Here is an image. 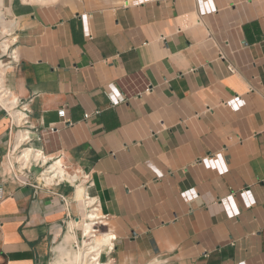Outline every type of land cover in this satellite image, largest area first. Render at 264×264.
<instances>
[{
	"label": "crops",
	"instance_id": "0c3cea01",
	"mask_svg": "<svg viewBox=\"0 0 264 264\" xmlns=\"http://www.w3.org/2000/svg\"><path fill=\"white\" fill-rule=\"evenodd\" d=\"M93 238L264 264V0H0V264Z\"/></svg>",
	"mask_w": 264,
	"mask_h": 264
},
{
	"label": "bare ground",
	"instance_id": "6f19581e",
	"mask_svg": "<svg viewBox=\"0 0 264 264\" xmlns=\"http://www.w3.org/2000/svg\"><path fill=\"white\" fill-rule=\"evenodd\" d=\"M47 156V155H46ZM11 166V165H10ZM72 172V171H71ZM71 174V173H70ZM86 191V190H85ZM84 194V193H83ZM92 228L90 224H87L84 230V235L89 236L91 234ZM96 238L90 239V240H84L83 245L86 247L83 251L75 255V262H79L80 264H85L87 262V259L89 258L91 260V257H95V254H92L95 249L100 245L99 242H94ZM98 249V248H97ZM104 259V258H103ZM102 259V260H103ZM88 264H99L98 261H95L92 263L91 261L88 262Z\"/></svg>",
	"mask_w": 264,
	"mask_h": 264
},
{
	"label": "built area",
	"instance_id": "2783aa9c",
	"mask_svg": "<svg viewBox=\"0 0 264 264\" xmlns=\"http://www.w3.org/2000/svg\"><path fill=\"white\" fill-rule=\"evenodd\" d=\"M228 70H229L230 72H233V71H234V68L229 66V67H228ZM22 112L25 114L24 117H27V115H26V113L28 112L27 107H23ZM88 116H89V115H87V117H88ZM25 122H27L26 119H25Z\"/></svg>",
	"mask_w": 264,
	"mask_h": 264
},
{
	"label": "rangeland",
	"instance_id": "374dc122",
	"mask_svg": "<svg viewBox=\"0 0 264 264\" xmlns=\"http://www.w3.org/2000/svg\"><path fill=\"white\" fill-rule=\"evenodd\" d=\"M96 240H97V239H96ZM84 247H85V246H84ZM85 248H86V247H85ZM81 251H83V250H81ZM76 254H78V253H76ZM76 254H75V255H76ZM85 264H87V262H86Z\"/></svg>",
	"mask_w": 264,
	"mask_h": 264
}]
</instances>
